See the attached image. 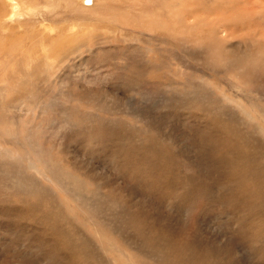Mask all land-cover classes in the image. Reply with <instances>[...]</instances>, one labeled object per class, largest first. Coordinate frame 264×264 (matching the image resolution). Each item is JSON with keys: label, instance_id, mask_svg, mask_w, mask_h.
Wrapping results in <instances>:
<instances>
[{"label": "rangeland", "instance_id": "obj_1", "mask_svg": "<svg viewBox=\"0 0 264 264\" xmlns=\"http://www.w3.org/2000/svg\"><path fill=\"white\" fill-rule=\"evenodd\" d=\"M28 1L0 16V264H264V0Z\"/></svg>", "mask_w": 264, "mask_h": 264}, {"label": "bare ground", "instance_id": "obj_2", "mask_svg": "<svg viewBox=\"0 0 264 264\" xmlns=\"http://www.w3.org/2000/svg\"><path fill=\"white\" fill-rule=\"evenodd\" d=\"M7 1L8 0H0V16H2L5 12H2V10L3 11H5V9H6V7H8L7 6ZM49 2H52V0H48ZM72 2H74V3H76V5L78 6V7H80V6H83V7H85V8H88V7H91L93 4H95V2H97V1H95V0H81V1H73V0H71ZM169 0H166V2H168ZM178 1V0H177ZM28 2V0H20V4L22 5V9H24V7H26L27 6V3ZM57 2V1H56ZM163 2H165V0H163ZM204 2H205V0H181V1H178V4H179V8H175L173 5H171V7L170 8H168V10L170 11V13H171V15H173V16H175V17H177V15L179 16V18L180 17H185V18H188V19H192V18H195V17H199L200 18V15L201 14H199L198 12H202V13H205V12H203L204 10H202V9H200V11H199V9L197 10L196 9V7L194 6V5H199V6H202L203 4H204ZM170 3L172 4V0H170ZM8 4H9V2H8ZM53 4H56L55 2H53ZM218 4V3H217ZM80 5V6H79ZM221 5V4H220ZM9 6H10V8H19V5L16 3V1H13L11 4H9ZM205 6V5H204ZM207 6V5H206ZM70 7L72 8L73 6L72 5H70ZM217 7V6H216ZM219 7V6H218ZM10 8H8V9H10ZM159 8V7H158ZM210 8V7H209ZM220 8V7H219ZM221 8H223V7H221ZM21 9V10H22ZM205 9H208V8H206L205 7ZM211 9V8H210ZM213 9V8H212ZM25 10V9H24ZM49 11L48 12H54L53 10H51V9H48ZM67 10V9H66ZM80 10L81 11H83V10H86V9H83V8H80ZM198 12H197V11ZM202 10V11H201ZM26 11V13H28V10H25ZM197 12L199 15H197V14H194V12ZM211 11V10H210ZM210 11H208L207 13H206V16L205 15H203V16H205V17H210V14L212 13V11H213V13H212V15H214V13L216 12H214V10H212L211 12ZM14 12V14H16L17 13V9L16 10H14L13 11ZM145 12V11H144ZM219 12V11H218ZM19 14V13H18ZM23 13H21V15H22ZM25 14V13H24ZM216 14H217V12H216ZM4 15H6V14H4ZM54 16V15H53ZM152 17H153V15H151ZM203 16H201V17H203ZM219 16V15H218ZM3 17V16H2ZM23 17V16H22ZM71 17V16H70ZM1 18V17H0ZM198 18V19H199ZM22 19V18H21ZM24 19V18H23ZM54 19V18H53ZM64 19V18H63ZM212 19V18H211ZM50 20V19H49ZM195 20V19H194ZM209 20V19H208ZM19 21H20V19H19ZM184 21V20H183ZM63 22H64V20H63ZM18 23V22H17ZM25 24V23H24ZM49 24V23H48ZM64 24V23H63ZM20 25V24H19ZM26 25V24H25ZM37 25V24H36ZM154 25V24H153ZM19 27V26H18ZM9 28V27H8ZM163 30V29H162ZM69 31V30H68ZM170 31V30H169ZM42 38H44V36H42ZM21 39L23 40V38L21 37ZM41 40V39H40ZM62 40H63V38H62ZM74 40V39H73ZM16 41V40H15ZM44 41H47V40H44ZM65 41H67V40H65ZM38 42V41H37ZM23 43V42H22ZM46 44H47V42H46ZM61 44V43H60ZM36 45H38V44H36ZM5 46V45H4ZM53 46V45H52ZM45 47V46H44ZM54 47H55V45H54ZM67 47V46H66ZM47 50V49H46ZM54 50V49H53ZM4 51V50H3ZM2 51V52H3ZM39 51V50H38ZM58 51V50H57ZM5 52V51H4ZM54 53V52H53ZM32 54V53H31ZM51 54V53H50ZM59 55V54H58ZM48 56V55H47ZM64 57H66V55L64 56ZM232 64V63H231ZM252 96V95H251ZM262 109V108H261ZM260 117V116H259ZM261 128V127H260ZM62 171V170H61ZM65 171V170H64ZM67 172V171H66ZM11 175V174H10ZM58 175H60V177L66 182V184H67V186L68 187H70L72 190H74L76 193H74V194H79V198L81 197L84 201H85V204L86 205H88V203H91V205H92V203H93V200L96 198V196H92V194H94V191L93 190H90V189H88V187H86V185L85 186H81V185H79V183L78 182H76V181H73V179H71L70 177H63L62 176V174H61V172H60V170H58ZM2 178V177H1ZM1 178H0V180H1ZM83 181V180H82ZM14 182V181H13ZM60 185H61V183H59ZM16 185V184H15ZM12 187V186H11ZM5 188V187H4ZM62 188H64V187H62ZM9 189H11L10 187H9ZM69 191V190H68ZM97 192V191H96ZM69 193H71V192H69ZM73 194V195H74ZM98 194V193H97ZM71 195H72V193H71ZM100 195V194H99ZM78 197L76 198V199H79ZM80 198V199H81ZM108 202V201H107ZM109 203V202H108ZM93 205H94V203H93ZM106 212V211H105ZM129 243V242H128ZM127 245V244H126ZM139 247L138 248H136L137 249V252H141L140 254H145V252H144V249H147V248H143L142 247V245H138ZM127 248V247H126ZM149 250V252H154V249H152V250H150V249H148ZM175 254V253H174ZM148 256H150V257H153L152 256V254H147V255H145V258H147V259H150ZM165 259V258H164ZM175 259L177 260V261H179V262H181V263H183V260H180V258H176L175 257ZM155 260V259H154ZM167 261V259L165 260V262ZM169 262L171 263V264H174V262L175 261H171V258H170V260H169Z\"/></svg>", "mask_w": 264, "mask_h": 264}, {"label": "flooded vegetation", "instance_id": "obj_3", "mask_svg": "<svg viewBox=\"0 0 264 264\" xmlns=\"http://www.w3.org/2000/svg\"><path fill=\"white\" fill-rule=\"evenodd\" d=\"M29 2V1H28ZM28 5V4H27ZM80 6V5H79ZM27 7V6H26ZM26 7H24V8H26ZM27 10V9H26ZM27 15L28 14H32V11L31 10H28V13H26Z\"/></svg>", "mask_w": 264, "mask_h": 264}]
</instances>
